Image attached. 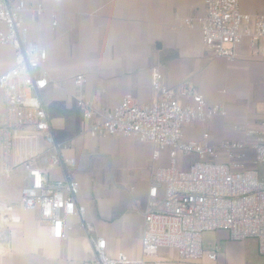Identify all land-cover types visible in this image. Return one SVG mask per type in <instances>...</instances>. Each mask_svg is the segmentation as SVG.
I'll list each match as a JSON object with an SVG mask.
<instances>
[{
    "label": "crops",
    "instance_id": "0c3cea01",
    "mask_svg": "<svg viewBox=\"0 0 264 264\" xmlns=\"http://www.w3.org/2000/svg\"><path fill=\"white\" fill-rule=\"evenodd\" d=\"M22 1L40 3L45 10L39 16L23 13L22 20L28 39L46 52L48 83L41 99L55 139L67 145L64 156L76 161L73 177L79 183L77 202L85 207V224L68 217L63 237L51 238L37 210L20 208L21 183L13 177L20 172L23 177L25 171L0 173V203L13 206L10 251L0 264H91L95 256L88 236L105 239L108 257L123 253L140 258L141 212L149 178L155 169L168 166L167 152L154 161L151 144L85 134L92 120L83 118L72 99L76 77L84 78L81 90L99 115L116 107L124 96L140 105L153 103V68L160 70L167 87L188 81L207 104L223 107L225 115L184 126L182 139L203 143L202 136L207 135L205 141L216 147L225 140H244L246 130L257 129L264 121V39L253 46L243 39L233 62L213 57L203 47L199 31L183 24V19L204 14L201 0ZM239 10L264 15V0H239ZM0 50L8 54L0 60L1 74L12 66L13 50L9 46ZM163 160L167 165L159 164ZM215 161L225 160L219 155ZM203 234L209 239L204 247ZM203 234V257L197 264H264V256H253L249 248L257 252L254 238L231 241L222 230ZM214 251L215 260L209 261L206 255Z\"/></svg>",
    "mask_w": 264,
    "mask_h": 264
},
{
    "label": "built area",
    "instance_id": "2783aa9c",
    "mask_svg": "<svg viewBox=\"0 0 264 264\" xmlns=\"http://www.w3.org/2000/svg\"><path fill=\"white\" fill-rule=\"evenodd\" d=\"M201 1L204 14L183 19V24L199 31L203 47L213 57L233 62L243 39L250 46L264 39V15L241 13L239 0ZM44 11L40 3L0 0V46L13 50L12 66L0 74V173L25 171L20 208L37 210L51 238L59 240L68 217L75 216L85 224V207L77 202L76 161L64 156L67 145L55 139L41 99L48 83L46 52L28 39L22 20L23 13L39 16ZM51 19L55 27V14ZM83 83L82 76L76 77L72 99L83 118L92 120L85 134L94 139L134 138L154 147L152 160H158L162 151L168 156V166L155 169L149 178L141 212V257L130 259L123 253L108 257L105 239L88 236L95 256L91 264H161L143 259L160 248L175 249L180 261L197 262L203 257L202 233L217 230L225 231L231 241L254 238L257 253L264 256V180L255 169L264 167V121L257 129L246 130L244 140H225L213 147L205 141L207 135L202 136L203 143L182 139L184 126L225 115L223 107L207 104L188 81L167 87L160 70L153 68V103L140 105L124 96L102 115L85 99ZM178 154L184 163L190 156L195 159L180 170L176 167ZM219 155L223 163L215 161ZM47 166L58 167L60 178H51ZM12 207L0 203V258L10 251ZM85 229L87 232V225ZM206 258L214 261L215 251Z\"/></svg>",
    "mask_w": 264,
    "mask_h": 264
},
{
    "label": "rangeland",
    "instance_id": "374dc122",
    "mask_svg": "<svg viewBox=\"0 0 264 264\" xmlns=\"http://www.w3.org/2000/svg\"><path fill=\"white\" fill-rule=\"evenodd\" d=\"M8 57V54H6L4 51L0 50V60L4 61L6 60V58ZM177 164L176 167L180 170L185 168V164H184V159L181 157V155H177ZM159 164H163V165H167V162L165 163V160H163L161 163L159 162ZM158 164V165H159ZM46 171L49 172V175L51 178H60V171L58 167L55 166H47L45 167ZM256 171L258 173V178L259 179H263L264 180V167L263 166H257ZM18 173V172H17ZM22 173L20 172V174L18 175H14V181L15 183L19 184L21 183V179H22ZM203 234V233H202ZM209 239L205 238V235H202V246L204 247L206 245V243L208 242ZM250 249H252V255L253 256H257L260 257V255H258V253L256 252V250H253L252 246H249ZM144 261L149 262V263H161V264H197V262L195 261H191V262H185V261H180L178 256H177V252L175 249H165V248H160L157 250V253L154 256H144L143 257Z\"/></svg>",
    "mask_w": 264,
    "mask_h": 264
}]
</instances>
